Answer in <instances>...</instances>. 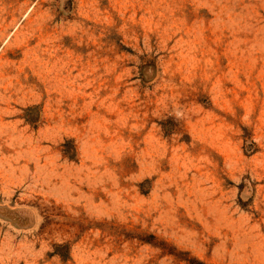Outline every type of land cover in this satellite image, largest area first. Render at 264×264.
Masks as SVG:
<instances>
[{
  "label": "rangeland",
  "instance_id": "obj_1",
  "mask_svg": "<svg viewBox=\"0 0 264 264\" xmlns=\"http://www.w3.org/2000/svg\"><path fill=\"white\" fill-rule=\"evenodd\" d=\"M0 264H264V0H0Z\"/></svg>",
  "mask_w": 264,
  "mask_h": 264
}]
</instances>
